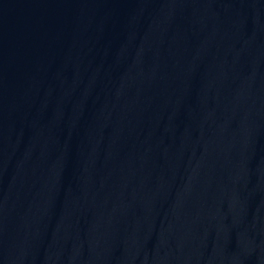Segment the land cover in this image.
Here are the masks:
<instances>
[{"label":"water","instance_id":"1","mask_svg":"<svg viewBox=\"0 0 264 264\" xmlns=\"http://www.w3.org/2000/svg\"><path fill=\"white\" fill-rule=\"evenodd\" d=\"M0 264H264V0H0Z\"/></svg>","mask_w":264,"mask_h":264}]
</instances>
